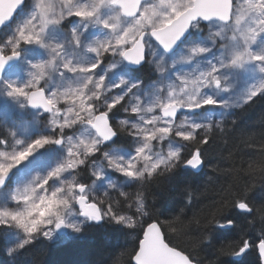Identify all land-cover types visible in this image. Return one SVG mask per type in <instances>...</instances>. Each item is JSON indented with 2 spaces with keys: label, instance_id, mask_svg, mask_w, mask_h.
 Returning <instances> with one entry per match:
<instances>
[{
  "label": "snow or ice",
  "instance_id": "snow-or-ice-1",
  "mask_svg": "<svg viewBox=\"0 0 264 264\" xmlns=\"http://www.w3.org/2000/svg\"><path fill=\"white\" fill-rule=\"evenodd\" d=\"M0 29L5 264L104 223L136 233L129 264H200L164 232L185 230L183 209L154 218L147 190L164 177L190 206L214 130L264 97V0H0ZM217 110L220 120L205 116ZM253 189L225 191L197 221L194 247L235 233L230 251L218 249L230 264L253 253L264 264Z\"/></svg>",
  "mask_w": 264,
  "mask_h": 264
},
{
  "label": "trees",
  "instance_id": "trees-1",
  "mask_svg": "<svg viewBox=\"0 0 264 264\" xmlns=\"http://www.w3.org/2000/svg\"><path fill=\"white\" fill-rule=\"evenodd\" d=\"M150 74L148 67L137 73L144 77ZM223 128V132L214 130L209 144L202 149L205 163L191 185L194 191L190 206L185 208L187 196L183 187H173L164 177L147 190L149 211L154 218L163 221L183 209L185 230L173 234L166 227L164 232L170 244L191 253L200 264H230L233 260L218 249L223 246L224 253L230 251L235 233L220 234L212 248L194 247L203 227L197 221L214 211L225 191L248 184L254 186L252 200L256 208L264 204V97L233 109L224 119ZM0 135H4L3 131ZM135 236L136 233L125 234L104 223L87 229L76 240L56 245L37 242L20 253L17 264H129ZM6 259L0 251V264H5ZM244 260L245 264H256V255L249 254Z\"/></svg>",
  "mask_w": 264,
  "mask_h": 264
},
{
  "label": "rangeland",
  "instance_id": "rangeland-1",
  "mask_svg": "<svg viewBox=\"0 0 264 264\" xmlns=\"http://www.w3.org/2000/svg\"><path fill=\"white\" fill-rule=\"evenodd\" d=\"M15 23H16V20L14 21V23L11 25V27H14L15 26ZM7 31H9V29H7V30H5L3 33H2V37H1V39L4 37V35L7 33ZM230 110V109H229ZM229 110H228V113H229ZM220 111L221 110H217V111H215V112H211V113H205V116H207V115H211V118L212 119H215V118H220ZM119 118H123V115L122 114H120V115H118L117 116V119H119ZM9 119H11V120H15L16 119V114H10V116H9ZM27 134V133H26ZM20 138H23V136H21ZM33 174H35V173H33ZM14 186V185H13Z\"/></svg>",
  "mask_w": 264,
  "mask_h": 264
},
{
  "label": "water",
  "instance_id": "water-1",
  "mask_svg": "<svg viewBox=\"0 0 264 264\" xmlns=\"http://www.w3.org/2000/svg\"><path fill=\"white\" fill-rule=\"evenodd\" d=\"M2 29H0V31H1Z\"/></svg>",
  "mask_w": 264,
  "mask_h": 264
}]
</instances>
